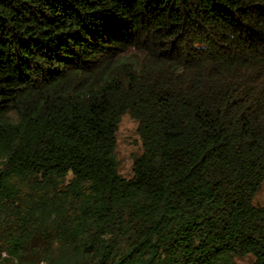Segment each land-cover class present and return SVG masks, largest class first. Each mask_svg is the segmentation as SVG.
Instances as JSON below:
<instances>
[{
  "label": "trees",
  "instance_id": "trees-1",
  "mask_svg": "<svg viewBox=\"0 0 264 264\" xmlns=\"http://www.w3.org/2000/svg\"><path fill=\"white\" fill-rule=\"evenodd\" d=\"M263 184L264 0H0V264H264Z\"/></svg>",
  "mask_w": 264,
  "mask_h": 264
},
{
  "label": "rangeland",
  "instance_id": "rangeland-1",
  "mask_svg": "<svg viewBox=\"0 0 264 264\" xmlns=\"http://www.w3.org/2000/svg\"><path fill=\"white\" fill-rule=\"evenodd\" d=\"M136 123L125 115L121 118L115 135L117 170L124 179L132 176L133 160L141 155V142L136 132ZM255 204L264 207V184L255 198ZM252 257L237 258L236 264H253Z\"/></svg>",
  "mask_w": 264,
  "mask_h": 264
}]
</instances>
